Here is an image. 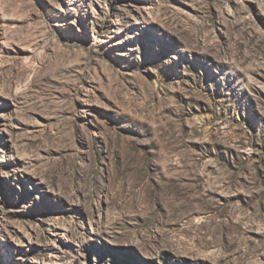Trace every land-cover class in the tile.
Returning a JSON list of instances; mask_svg holds the SVG:
<instances>
[{
  "label": "rangeland",
  "instance_id": "1",
  "mask_svg": "<svg viewBox=\"0 0 264 264\" xmlns=\"http://www.w3.org/2000/svg\"><path fill=\"white\" fill-rule=\"evenodd\" d=\"M0 264H264V0H0Z\"/></svg>",
  "mask_w": 264,
  "mask_h": 264
}]
</instances>
